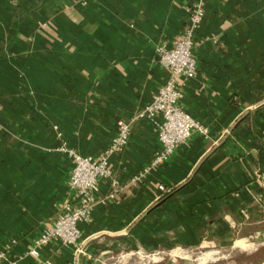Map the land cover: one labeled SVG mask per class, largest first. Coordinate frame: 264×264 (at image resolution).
<instances>
[{
    "label": "crops",
    "instance_id": "0c3cea01",
    "mask_svg": "<svg viewBox=\"0 0 264 264\" xmlns=\"http://www.w3.org/2000/svg\"><path fill=\"white\" fill-rule=\"evenodd\" d=\"M188 1L0 0V246L12 264H34L28 246L70 196L60 143L95 155L148 102L166 75L154 48L180 35ZM204 1L181 103L208 134L193 130L147 169L160 118L134 121L110 157L119 183L99 181L76 246L40 248L51 264H180L162 254L264 247V0ZM158 184L173 191L160 198Z\"/></svg>",
    "mask_w": 264,
    "mask_h": 264
},
{
    "label": "built area",
    "instance_id": "2783aa9c",
    "mask_svg": "<svg viewBox=\"0 0 264 264\" xmlns=\"http://www.w3.org/2000/svg\"><path fill=\"white\" fill-rule=\"evenodd\" d=\"M204 4V0H189L185 5L186 20L180 35L169 46H155V58L166 69L164 79L148 102L131 113L129 120L119 118L116 121L115 133L101 152L83 155L64 143L58 146V150L67 153L73 161L67 179L70 196L65 199L56 217L43 226L28 246L26 253L34 259V264H51L49 258L41 255L40 248L53 240H59L66 246L77 245L81 236L79 223L91 220L99 181L110 179L114 184L119 183L114 177L110 157L125 148L134 121L160 118L156 120L158 147L148 161L147 169L165 162L175 147L186 141L193 130L208 134L207 128L188 113L181 103L188 81L198 70L194 56L197 43L195 32L204 17ZM157 187L161 191L167 190L163 184ZM15 241L16 238L10 239V243ZM15 261L10 257L9 248L0 246V264H12Z\"/></svg>",
    "mask_w": 264,
    "mask_h": 264
},
{
    "label": "rangeland",
    "instance_id": "374dc122",
    "mask_svg": "<svg viewBox=\"0 0 264 264\" xmlns=\"http://www.w3.org/2000/svg\"><path fill=\"white\" fill-rule=\"evenodd\" d=\"M206 248L202 247H193V248H176V251L173 253H169L166 251L162 255L164 256V260H167V262L178 261L180 264H224L226 261L233 260L234 264H264V259L262 260V257H260L259 260H250L249 262L246 261L247 257H250L249 255H246V249L242 248L240 250H231L230 248H221L219 249L216 254L213 256H207L198 258V256L205 250ZM181 250L185 251L184 256L181 253ZM180 251V252H178ZM160 255V254H159ZM139 255H135L133 257L134 264H140L141 260L139 258ZM262 260V261H261ZM154 261V259H153ZM149 262H152L150 260ZM157 262V261H155ZM153 262V264L155 263Z\"/></svg>",
    "mask_w": 264,
    "mask_h": 264
},
{
    "label": "trees",
    "instance_id": "16d2710c",
    "mask_svg": "<svg viewBox=\"0 0 264 264\" xmlns=\"http://www.w3.org/2000/svg\"><path fill=\"white\" fill-rule=\"evenodd\" d=\"M249 110H246V120L249 121V116H250V113L248 112ZM239 121H236V123L232 126V129L233 127L237 126L239 124ZM173 191V189H170V190H165L164 192H162V195H160V198L168 195L169 193H171ZM260 257L264 258V247H261L257 253L254 255V256H250V257H247L246 258V261L249 262V260H252L253 258H256V259H260Z\"/></svg>",
    "mask_w": 264,
    "mask_h": 264
},
{
    "label": "bare ground",
    "instance_id": "6f19581e",
    "mask_svg": "<svg viewBox=\"0 0 264 264\" xmlns=\"http://www.w3.org/2000/svg\"><path fill=\"white\" fill-rule=\"evenodd\" d=\"M213 255H217L215 252H211V251H206V252H202L198 258H202V257H207V256H213Z\"/></svg>",
    "mask_w": 264,
    "mask_h": 264
}]
</instances>
